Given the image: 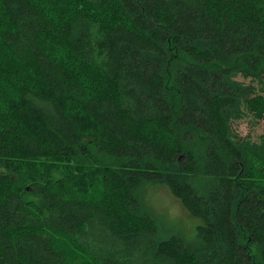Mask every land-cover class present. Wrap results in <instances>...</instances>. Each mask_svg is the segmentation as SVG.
Returning <instances> with one entry per match:
<instances>
[{"label":"trees","instance_id":"obj_1","mask_svg":"<svg viewBox=\"0 0 264 264\" xmlns=\"http://www.w3.org/2000/svg\"><path fill=\"white\" fill-rule=\"evenodd\" d=\"M242 118L264 123V0H0V264H264Z\"/></svg>","mask_w":264,"mask_h":264},{"label":"rangeland","instance_id":"obj_2","mask_svg":"<svg viewBox=\"0 0 264 264\" xmlns=\"http://www.w3.org/2000/svg\"><path fill=\"white\" fill-rule=\"evenodd\" d=\"M233 128L240 136L257 140L264 137V123L253 122L250 118H242L233 122ZM143 207L161 225L164 233L180 236L186 241L196 238V226L202 221L193 216L172 195L168 186L160 182H147L139 189Z\"/></svg>","mask_w":264,"mask_h":264}]
</instances>
